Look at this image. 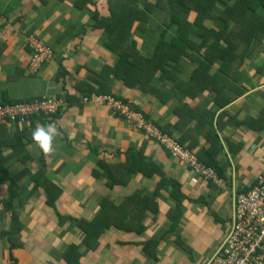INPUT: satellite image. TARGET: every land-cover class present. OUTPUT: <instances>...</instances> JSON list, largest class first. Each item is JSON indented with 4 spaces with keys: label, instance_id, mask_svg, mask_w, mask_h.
<instances>
[{
    "label": "crops",
    "instance_id": "0c3cea01",
    "mask_svg": "<svg viewBox=\"0 0 264 264\" xmlns=\"http://www.w3.org/2000/svg\"><path fill=\"white\" fill-rule=\"evenodd\" d=\"M77 1L0 0V104L43 96L64 103L55 118L0 123L5 128L0 130L1 158L15 155L3 159L0 166L6 169V175L0 171V204L5 207L11 179L16 178L14 213L20 223L16 228L20 230L19 246L11 250L8 232L13 214L5 208L0 215V264H205L230 231L235 194L252 187L264 168V39L255 44L249 57L232 61L234 70L219 75L221 62H216L207 88H202L199 78L194 88L188 87L190 95L185 98L178 87L191 81L196 67L183 59L184 70L178 75L182 82L177 88L172 82L156 81L163 98L159 101L138 88L124 86L113 73L102 75L106 66L113 67L117 61L106 48L104 31L96 28L94 18L95 13L104 19L110 16L109 0L82 3L83 9L76 6ZM137 1L142 7L157 0ZM260 14L264 17V11ZM155 22L159 21L150 23L143 37L133 34L143 57L153 54L160 38ZM35 40L54 51L52 60L38 73L29 68L30 43ZM60 66L67 73L57 81ZM80 82L96 91L101 83L102 91L138 106L149 121L168 128L169 135L185 142L184 146L195 145L194 152L209 149L212 143L207 138L214 132L219 140L216 161L223 170L224 188L204 182L104 103L85 98L77 85ZM48 124L57 130L50 153H42L32 141L24 140L25 147L18 152L7 144L20 129L32 132L36 126ZM132 148L143 150V157L176 182L177 196L166 190L155 195L161 178L148 179L141 174L124 186L107 185L103 176L107 170L101 162L121 164ZM41 168L61 191L53 205L43 189H35L32 180ZM138 192L154 197L158 211H147L141 219L126 214L123 224H134L129 230L117 226L100 230L105 218L102 213L106 215L103 201L112 203L107 213L114 221L118 209ZM172 209L178 212L175 230L183 246L177 243V235L168 236ZM75 219L94 222L98 232L102 231L97 232V240L86 243V233ZM148 242L157 243L156 257L144 248Z\"/></svg>",
    "mask_w": 264,
    "mask_h": 264
},
{
    "label": "trees",
    "instance_id": "16d2710c",
    "mask_svg": "<svg viewBox=\"0 0 264 264\" xmlns=\"http://www.w3.org/2000/svg\"><path fill=\"white\" fill-rule=\"evenodd\" d=\"M90 1L78 0L76 6L83 9V6L87 2L90 3ZM232 1H234L233 4L230 3ZM109 9L110 16L106 19L100 18L97 13L94 15L96 28L103 29L104 31L106 48L117 57L115 65L113 67L106 66L102 75L104 76L106 72L113 73L115 78L122 82L124 86L132 89L138 88L141 92L159 101H163V98H161V91L156 87V81L159 83L161 81H169L172 82L173 88H177L180 82H182L178 78V75L184 70L181 63L183 59H187L190 64L196 67L191 76V81L184 87H178L183 94V98H185L190 95L188 87L194 88L195 81L199 78L201 79L202 88H207L208 75L216 62H221V66L217 71L219 75H222L226 70H234V63L232 61L238 62L239 57H249L254 50L255 44L264 39V17L260 14V11H264V0H157L155 4L147 2L142 7L139 6L137 0H109ZM160 16H164L165 18L158 19ZM189 16H193L192 21H189ZM161 20L164 21V29H162L160 38L153 47L154 52L149 57H143L140 54L138 42L133 34L140 36L141 34L139 35V33L146 31V28L152 21ZM137 23L138 25L134 33L133 28ZM210 23H212L211 26L207 25ZM59 68L58 75H56L57 81L67 73L62 66ZM215 80L210 78V81ZM77 85L80 86L79 91L89 100L93 95L110 96L124 104L131 105L133 109L142 113L138 106L130 103L128 100L102 91L104 88L101 83L99 84L98 91L91 88L87 82H80ZM83 86L85 90L82 88ZM60 113L61 109L51 114V117L60 116ZM35 117L30 116L26 122H33ZM144 117L148 119L145 115ZM40 118L49 119L44 114ZM18 121L17 123H19ZM158 127L164 133L170 134L168 128ZM1 128L3 126L0 127V130ZM3 129L5 130V128ZM31 130L20 129L14 140L7 144H9L13 151L18 152L25 147L24 140L28 142L32 141L31 135L27 134L28 132L31 134ZM207 140L212 143V146L207 150L195 152V154L199 161L206 166L212 167L219 177L223 178V170L218 166V162L216 161V156L219 154L217 151L219 148L217 147L219 144L218 137L214 132H211ZM0 142L3 144V139ZM178 142L181 145H185V142L181 140ZM186 147L192 151L195 149V145L192 144ZM14 156L8 155L1 158L2 155L0 153V166H3V159L13 158ZM143 156V150L137 151L132 148L125 153V159L121 164L109 166L101 162V166L107 170L103 175L108 180L107 185L110 187H114L115 185L124 186L134 176L141 174L148 179L154 177L161 178L157 183L155 195L161 190H166L169 193L171 192L172 195L177 196L179 186L176 182L164 176L160 168L152 160ZM2 170H4L3 167H1L0 171ZM5 170L4 174L6 175ZM112 176L113 178H111ZM32 180L34 181L35 189H43L48 195V203L53 205L60 196L61 191L56 185L48 181L43 168L33 176ZM10 185L9 198L4 205L13 214L12 226L8 232V241L11 243V250H15L19 246L16 244V241L19 239L18 234L20 232V230H16L20 223L18 216L14 213V197L18 195L16 178L11 179ZM111 204L107 200H104L102 203L101 207L103 211L106 210V215L104 212L102 213L105 218L102 219L103 229L101 228L100 230L109 229L114 226L125 227L126 230H129L134 224H131L132 221L123 224L126 214L137 216L141 219L147 211L152 213L158 211V205L154 197H147L138 192L136 196L131 198L130 202H125L118 209L117 212L119 214L116 215L117 219L113 217L114 222L111 221L112 214L107 213L111 209ZM168 217L172 221L168 236L174 233L177 235V243L182 245L180 233L178 234L175 230L178 227V212L172 209ZM119 219L121 221L116 223V220ZM129 220L133 219L130 218ZM75 221L86 233V243H91L94 239L97 240L98 230L94 222L87 223L81 219H75ZM101 232L99 231L98 234H101ZM156 244L152 242L144 244L146 251L154 257H156ZM152 245H154V251L150 249ZM73 249L75 250L77 247L74 246ZM74 250H70L69 253H75ZM66 257L74 263L73 258L70 256Z\"/></svg>",
    "mask_w": 264,
    "mask_h": 264
},
{
    "label": "built area",
    "instance_id": "2783aa9c",
    "mask_svg": "<svg viewBox=\"0 0 264 264\" xmlns=\"http://www.w3.org/2000/svg\"><path fill=\"white\" fill-rule=\"evenodd\" d=\"M32 56L29 68L37 73L49 63L54 51L37 40L30 43ZM123 117L150 140L165 149L177 161L188 167L204 182L224 188V180L217 172L199 161L194 151L181 145L174 137L164 133L153 121L131 107L110 96H92ZM85 101H89L85 99ZM60 102V103H59ZM64 103L57 99L41 98L12 104H0V123L8 124L20 119L25 123L30 116L42 117L56 113V107ZM58 107V109H59ZM5 207L0 204V215ZM205 264H264V168L254 185L248 190L239 191L234 196V209L230 231L221 247Z\"/></svg>",
    "mask_w": 264,
    "mask_h": 264
},
{
    "label": "clouds",
    "instance_id": "9594fccd",
    "mask_svg": "<svg viewBox=\"0 0 264 264\" xmlns=\"http://www.w3.org/2000/svg\"><path fill=\"white\" fill-rule=\"evenodd\" d=\"M56 131V128L51 124L38 125L31 133V140L42 153H50L53 151V141Z\"/></svg>",
    "mask_w": 264,
    "mask_h": 264
},
{
    "label": "rangeland",
    "instance_id": "374dc122",
    "mask_svg": "<svg viewBox=\"0 0 264 264\" xmlns=\"http://www.w3.org/2000/svg\"><path fill=\"white\" fill-rule=\"evenodd\" d=\"M231 4H233L234 2L232 1V2H230ZM164 16H160L158 19H162ZM165 18V17H164ZM193 20V16H189V21H192ZM151 23H153V21L151 22ZM156 24V27H158L159 28V33H161V31H162V29H164V21L163 20H161V21H159V22H155ZM138 25V23L136 24V26ZM207 25H209V26H211L212 25V23H210V24H207ZM136 26H134V28H133V31H134V33H135V30L134 29H136ZM141 34V35H140ZM139 35L141 36V37H143L142 36V33H139ZM139 36V37H140ZM33 42V41H32ZM31 42V43H32ZM53 49V48H52ZM48 64V63H47ZM46 64V65H47ZM46 65H44V66H46ZM44 66L41 68V69H43L44 68ZM38 73V72H37ZM41 98H49V99H57V100H59L60 101V99L59 98H56V97H49V96H43V97H41ZM41 98H38V99H41ZM60 103V102H59ZM59 107V106H58ZM58 107H56L55 108V111H58L59 109H62L63 107L61 106V107H59V109H58ZM25 123H28V122H25Z\"/></svg>",
    "mask_w": 264,
    "mask_h": 264
}]
</instances>
